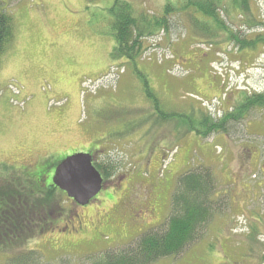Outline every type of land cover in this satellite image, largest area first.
I'll list each match as a JSON object with an SVG mask.
<instances>
[{
  "label": "rangeland",
  "instance_id": "obj_1",
  "mask_svg": "<svg viewBox=\"0 0 264 264\" xmlns=\"http://www.w3.org/2000/svg\"><path fill=\"white\" fill-rule=\"evenodd\" d=\"M124 3L144 30L134 61L112 57V12ZM208 4L243 36L263 29L264 0H4L17 32L0 68V183L42 163L28 172L39 180L76 153L116 170L73 222H51L10 250L0 244V264L32 250L36 264H95L162 232L178 178L201 168L215 179L212 199L226 204L214 205L181 253L152 264H264V108L227 132L189 130L264 94V46L239 50ZM48 203L68 205L60 190Z\"/></svg>",
  "mask_w": 264,
  "mask_h": 264
},
{
  "label": "trees",
  "instance_id": "obj_2",
  "mask_svg": "<svg viewBox=\"0 0 264 264\" xmlns=\"http://www.w3.org/2000/svg\"><path fill=\"white\" fill-rule=\"evenodd\" d=\"M3 4L4 0H0V68L2 58L13 45L17 32L16 19L11 12L5 9ZM210 5L214 6L213 4ZM120 6L122 7L121 10L117 11L115 8L112 12L115 17L111 29L117 41V47L112 52V57H125L134 61L140 55H143L145 50L142 44L144 30H138V20L131 13L129 4L124 3ZM207 7H209V4ZM245 7H247V2H245ZM209 9L206 13L220 26L222 25L221 27L225 29L228 39L235 43L239 50L255 49L260 45L264 46L263 22L260 21V24L263 25L262 31H257L258 34L248 38L246 35L243 36L241 31L227 26L225 22L220 20V16L216 12L217 7H209ZM172 10V5H166V15ZM166 15L157 18V25L166 23ZM148 96L152 97V94L148 92ZM258 107L264 108V94L262 93L247 96L242 105L236 106L229 113H225L222 120H214L213 122L212 120L203 119L200 124L203 129L190 126L189 130H194L204 136L215 132H227L228 125L231 122L240 119L245 120L246 114L251 109ZM60 162L55 163L54 168ZM94 164L105 180L111 178L113 176L112 172L116 170L112 161H95ZM39 172V180L30 179L27 175H24L22 179L19 178V180H16L17 183L13 182L12 185H8L7 182L0 183L1 249L10 250L20 243V241H17L18 238L28 239L32 233L45 232L49 229V223L54 222V216L51 215L62 208L60 204L54 208L51 207L53 205H49L48 202H50V198L54 199L56 190L52 189L48 190V193L46 192L47 189L45 190L42 185L45 184L43 177L46 176H40L42 172ZM212 177L209 169L205 168L191 169L184 173L180 179L178 178L177 191L172 198L173 210L166 224L168 228L162 232L153 228L141 235L135 244L118 251H107L104 257L97 260L95 264H152L163 257L175 256L181 253L195 238L198 228L210 218L215 210L214 205L226 204L223 200L214 201L212 199V194L217 190L215 179H212ZM0 181H3V179ZM24 183L30 188V191H27L31 199L25 196L28 193L24 190ZM44 195H46V198ZM42 198L46 199L45 204H42ZM59 207L61 208L59 209ZM55 208L56 211L53 212ZM34 230L35 232H33ZM34 251L23 252L20 255L14 254L9 257L7 264H36L35 260L38 257L37 252ZM35 257L36 259H34Z\"/></svg>",
  "mask_w": 264,
  "mask_h": 264
},
{
  "label": "water",
  "instance_id": "obj_3",
  "mask_svg": "<svg viewBox=\"0 0 264 264\" xmlns=\"http://www.w3.org/2000/svg\"><path fill=\"white\" fill-rule=\"evenodd\" d=\"M53 183L75 202L86 205L103 190L104 177L92 154L76 153L59 163Z\"/></svg>",
  "mask_w": 264,
  "mask_h": 264
},
{
  "label": "flooded vegetation",
  "instance_id": "obj_4",
  "mask_svg": "<svg viewBox=\"0 0 264 264\" xmlns=\"http://www.w3.org/2000/svg\"><path fill=\"white\" fill-rule=\"evenodd\" d=\"M92 155H93V160H94V162L96 161L95 160V155L93 154V153H91ZM41 164V163H40ZM40 164L39 165H37L35 168H28V167H26V166H24V167H26L27 169L23 172V174L26 176H28L30 179L32 178H35V176H33V175H31V174H29L28 172H29V169L30 170H32V169H38L39 168V166H40ZM59 164V163H58ZM58 164L55 166V168H54V171H53V173H45V176L46 177H43V181H44V183L45 184H43V186H44V188H45V190L46 189H48L49 191L50 190H52V189H54V190H56V191H58V190H60L55 184H53V177H54V175H55V172H56V168H57V166H58ZM19 180V179H18ZM105 180V179H104ZM42 181V180H41ZM106 181V180H105ZM104 181V187H105V182ZM104 187H103V189H104ZM60 192H62V193H64V195H66V202H67V204L68 205H66V207L65 208H61V210L60 211H57L55 214H53V215H51V216H54V220L53 221H55V222H53V224H55L56 223V225H59V229H60V224H59V222H63V221H69V222H73L74 221V219H75V217H70L71 215V213L73 214V212H74V210H75V216H78V214L76 215V213H77V210H78V208H85V207H88L89 205H91V204H93L94 203V201H98V200H96V197L94 198V199H92L88 204H86V205H81V204H78L77 202H75L72 198H70L67 194H66V192H64V191H62V190H60ZM70 217V218H69ZM67 227H65L64 229H63V231H66L68 228H69V225H66ZM67 232V231H66Z\"/></svg>",
  "mask_w": 264,
  "mask_h": 264
}]
</instances>
